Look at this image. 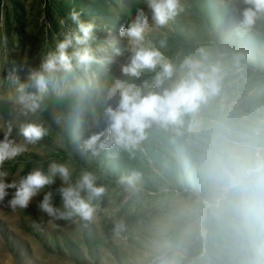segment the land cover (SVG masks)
Masks as SVG:
<instances>
[{
  "label": "rangeland",
  "instance_id": "rangeland-1",
  "mask_svg": "<svg viewBox=\"0 0 264 264\" xmlns=\"http://www.w3.org/2000/svg\"><path fill=\"white\" fill-rule=\"evenodd\" d=\"M183 4L185 10L147 36L146 43L158 47L166 37L167 47L161 51L175 63L199 46L224 54L222 96L205 112L206 120L230 116L237 122H250L264 117V21L241 33L236 30L233 5L221 0H183ZM238 6L243 7L242 3ZM141 7L143 0H0V124L11 121L19 127L27 122L13 111L14 86L8 73L22 64L38 67L63 39L62 32L76 27L69 18L73 10L97 26L93 47H106L103 55L110 62L93 65L92 71L101 85H110L120 76L122 60L114 49L126 44L119 28ZM61 20L65 21L63 29ZM18 75L23 79L24 72ZM84 79L79 72L69 76L66 87L75 91L62 97L49 92L38 117L49 134L35 148L6 162L5 169L9 182L38 164L46 170L51 161L70 164L74 180L82 170L93 171L107 190L93 201L96 219L49 224L36 208L43 194L27 210L13 213L0 208V264H226L229 255L217 248L211 225L201 235L188 211L197 193L180 138L153 129L131 153L113 149L94 157L84 150L93 118L100 119L101 128L91 131L107 127L97 94L78 84ZM134 171L141 174L142 191L128 197L116 181ZM59 184L57 180L53 187ZM56 203L59 206L58 195ZM117 224H122L119 230ZM189 229L192 235L186 237Z\"/></svg>",
  "mask_w": 264,
  "mask_h": 264
},
{
  "label": "clouds",
  "instance_id": "clouds-1",
  "mask_svg": "<svg viewBox=\"0 0 264 264\" xmlns=\"http://www.w3.org/2000/svg\"><path fill=\"white\" fill-rule=\"evenodd\" d=\"M221 3L233 5L238 32L251 31L264 21V0ZM143 4L119 28L126 44L114 49L122 60L120 76L110 85H101L92 71L93 65L110 62L103 55L106 47H93L97 26L82 20L75 10L69 18L76 27L62 32L63 39L43 56L38 67L22 64L9 71L7 79L14 86L10 97L13 111L27 122L19 127L11 121L0 124V208L13 213L27 210L43 194L36 208L48 217L49 224L95 221L93 201L107 190L93 171L82 170L74 180L70 164L51 161L46 170L38 164L27 175L9 182L5 169L6 162L35 148L49 134L38 118L45 97L50 91L61 97L75 91L66 86L69 76L79 72L85 78L78 80L80 88L97 94L107 124L102 130L91 131L101 128L100 119L93 118L84 150L94 157L113 149L131 153L153 129L180 138L188 152L197 193L187 208L199 233L205 235L211 225L217 248L229 255L226 264H264V117L250 122H237L230 116L206 120L205 112L222 96L224 54L199 46L179 63L173 62L161 51L167 47L166 37L158 47L147 44L146 37L175 20L185 10L183 0H143ZM60 24L63 29L65 21ZM18 72H24L23 79ZM145 73L152 75L146 77ZM140 179L141 174L134 171L116 183L133 197L142 191ZM57 180L59 186L53 187ZM116 227L119 230L122 224ZM191 235V229L185 232L186 237Z\"/></svg>",
  "mask_w": 264,
  "mask_h": 264
}]
</instances>
